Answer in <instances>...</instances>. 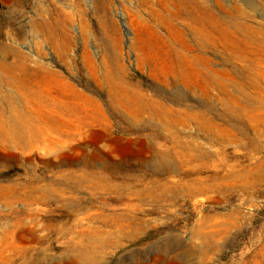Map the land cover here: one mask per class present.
<instances>
[{"label":"rangeland","instance_id":"obj_1","mask_svg":"<svg viewBox=\"0 0 264 264\" xmlns=\"http://www.w3.org/2000/svg\"><path fill=\"white\" fill-rule=\"evenodd\" d=\"M12 109L0 236L48 210L30 264H82L58 251L69 203L112 213L83 264H264V0H0Z\"/></svg>","mask_w":264,"mask_h":264},{"label":"bare ground","instance_id":"obj_2","mask_svg":"<svg viewBox=\"0 0 264 264\" xmlns=\"http://www.w3.org/2000/svg\"><path fill=\"white\" fill-rule=\"evenodd\" d=\"M25 91L30 92L31 86L26 87ZM14 92L19 96V90H14ZM13 107L14 109L16 108L15 105ZM7 126L13 130L18 128L19 117L17 116L16 110L12 113V118L9 122L4 119L2 121L0 120V131H3ZM27 193L30 194V200L32 202H43L46 204L55 203L59 199L65 198L63 193L55 194L56 192L53 191ZM56 209H60V213L56 214V220L59 221V226H57L56 231L63 238V241L60 243V249L58 250L59 254L65 258L63 261L67 263L72 261L82 264L92 263L93 260H96V253L102 249L108 239V236H103L102 228L98 224H94V222L105 220L112 213H104L101 210L94 211L90 214L88 211H80V207L70 206V203L65 207L63 206L62 209ZM46 211L48 210H41L36 207L26 209L24 211V217L29 216V223L32 224L27 225L20 236L18 233L11 232V240L0 236V256L2 254L3 256L7 255L1 264H30L34 262L32 258L34 257L33 251L35 249L33 247L34 245H31L30 242L38 243L48 238L46 233H41L38 230L40 229L39 226H42L40 225L41 217ZM66 223H69V226ZM3 235L5 236L6 234ZM17 258H20V260L15 262Z\"/></svg>","mask_w":264,"mask_h":264}]
</instances>
